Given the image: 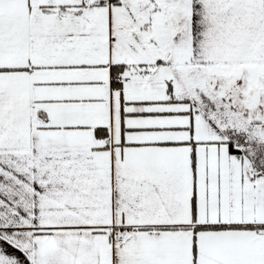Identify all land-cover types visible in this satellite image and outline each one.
Instances as JSON below:
<instances>
[{
  "label": "snow or ice",
  "instance_id": "snow-or-ice-1",
  "mask_svg": "<svg viewBox=\"0 0 264 264\" xmlns=\"http://www.w3.org/2000/svg\"><path fill=\"white\" fill-rule=\"evenodd\" d=\"M0 264H264V0H0Z\"/></svg>",
  "mask_w": 264,
  "mask_h": 264
}]
</instances>
